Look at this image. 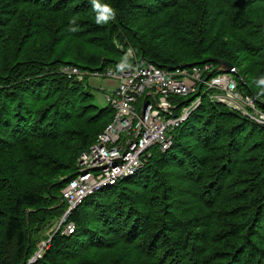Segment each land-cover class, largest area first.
<instances>
[{"label":"trees","instance_id":"16d2710c","mask_svg":"<svg viewBox=\"0 0 264 264\" xmlns=\"http://www.w3.org/2000/svg\"><path fill=\"white\" fill-rule=\"evenodd\" d=\"M105 6L115 18L97 23ZM218 60L264 112V0H0V264L31 260L113 118L62 67ZM189 117L169 150L73 210L74 232L52 234L33 264H264V126L207 99Z\"/></svg>","mask_w":264,"mask_h":264},{"label":"built area","instance_id":"2783aa9c","mask_svg":"<svg viewBox=\"0 0 264 264\" xmlns=\"http://www.w3.org/2000/svg\"><path fill=\"white\" fill-rule=\"evenodd\" d=\"M126 55L130 60L136 58L132 50H127ZM212 69L213 65L208 63L170 69L153 64L108 67L103 71L74 66L61 68V72L70 73L78 82L89 76H104L118 80V87L106 95L114 112L111 122L79 155L75 177L61 190L67 208L58 227L67 223L71 212L87 197L134 176L146 164L152 150L162 153L169 150L174 129L188 120L203 99L224 105L264 126V112L258 108L257 98L238 89L236 73L213 74L207 78ZM179 98L187 100L178 102ZM73 232L74 225L67 223L63 234ZM46 244L39 246V257Z\"/></svg>","mask_w":264,"mask_h":264},{"label":"rangeland","instance_id":"374dc122","mask_svg":"<svg viewBox=\"0 0 264 264\" xmlns=\"http://www.w3.org/2000/svg\"><path fill=\"white\" fill-rule=\"evenodd\" d=\"M237 69L239 72L241 71L240 70L241 68L239 66L237 67ZM83 86L92 96V98L89 99V102L91 103V105L98 107V109H101V108H105L108 105L106 101V95H109V94L111 95L112 94L111 92L114 91L118 87V80H115L109 77H103V76L102 77L101 76L99 77L89 76V78L87 77L86 79L83 80ZM183 100L185 101L187 100V98L178 99L179 102H184ZM141 102H142V99L139 100L138 107L140 106ZM138 107H137V111H138ZM64 177L67 178V175L62 176V177L59 176L60 180L63 179ZM60 218L61 216L58 218H55L54 220L50 222L49 226L43 228L41 231L37 233V240L39 239L37 243V248L41 246L42 243H46L48 240H50L52 233L54 234L57 232L56 229L58 228ZM44 248L42 249V252Z\"/></svg>","mask_w":264,"mask_h":264},{"label":"clouds","instance_id":"9594fccd","mask_svg":"<svg viewBox=\"0 0 264 264\" xmlns=\"http://www.w3.org/2000/svg\"><path fill=\"white\" fill-rule=\"evenodd\" d=\"M95 7L97 8V9H99V7H100V5L99 4H96L95 5ZM104 15H101V16H99L98 18H97V23H100L101 21H107L109 18H112V19H114L115 18V11L113 10V9H111V8H109V7H107V6H105V8H104ZM72 23H75V21L73 20L72 21ZM73 31L75 30V29H72ZM258 84L259 85H261V86H264V77H261L260 79H259V81H258ZM63 189V188H62ZM105 189V188H104ZM61 193V192H60ZM65 212V211H64ZM63 215V214H62ZM61 215V216H62ZM61 219V218H60ZM59 226V225H58ZM61 227H64V226H60V227H58L57 229H56V231H58ZM62 234H63V231H62ZM65 235V234H64ZM47 244H48V241H47ZM47 244H46V246H47ZM45 246V247H46ZM40 252V250H39V247H38V250L36 251V253H39ZM35 253V254H36ZM39 256L37 255L36 256V259L38 258Z\"/></svg>","mask_w":264,"mask_h":264},{"label":"water","instance_id":"95a60500","mask_svg":"<svg viewBox=\"0 0 264 264\" xmlns=\"http://www.w3.org/2000/svg\"><path fill=\"white\" fill-rule=\"evenodd\" d=\"M233 68H234V66L232 64H230L224 60H218L216 67L209 73V76L218 70L222 71L223 73H230L231 69H233ZM188 101H190V100H188ZM37 255H38V253L34 254V256L31 258L30 261H28L27 264H32L33 262H35Z\"/></svg>","mask_w":264,"mask_h":264},{"label":"bare ground","instance_id":"6f19581e","mask_svg":"<svg viewBox=\"0 0 264 264\" xmlns=\"http://www.w3.org/2000/svg\"><path fill=\"white\" fill-rule=\"evenodd\" d=\"M157 66V65H156ZM80 69V68H79ZM238 71V70H237ZM63 74H65L66 76H68L70 79H75L76 80V78L73 76V75H71L70 73H68V72H62ZM216 74H217V72H216ZM96 77V76H95ZM99 77V76H98ZM102 77V76H101ZM104 77V76H103ZM89 78V77H88ZM86 79V78H85ZM77 81V80H76ZM239 83H240V81H239ZM240 87V86H239ZM240 89V88H239ZM181 100V99H180ZM184 101V100H183ZM179 102V101H178ZM190 118V117H189ZM159 152V151H158ZM149 159V158H148ZM92 196V195H91ZM65 203V202H64ZM69 223V222H68ZM65 226V225H64ZM76 228V227H75ZM53 234V233H52ZM49 241V240H48Z\"/></svg>","mask_w":264,"mask_h":264}]
</instances>
